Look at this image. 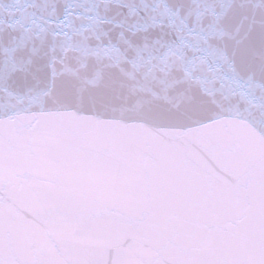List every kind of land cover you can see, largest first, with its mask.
I'll return each instance as SVG.
<instances>
[{"label": "snow or ice", "instance_id": "snow-or-ice-1", "mask_svg": "<svg viewBox=\"0 0 264 264\" xmlns=\"http://www.w3.org/2000/svg\"><path fill=\"white\" fill-rule=\"evenodd\" d=\"M0 264H264V0H0Z\"/></svg>", "mask_w": 264, "mask_h": 264}]
</instances>
